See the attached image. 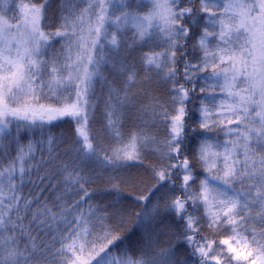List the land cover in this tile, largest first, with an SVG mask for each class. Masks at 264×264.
<instances>
[{"label": "snow or ice", "instance_id": "snow-or-ice-1", "mask_svg": "<svg viewBox=\"0 0 264 264\" xmlns=\"http://www.w3.org/2000/svg\"><path fill=\"white\" fill-rule=\"evenodd\" d=\"M13 11L0 0V264H239L234 241L264 264V0ZM146 161L150 183L113 174Z\"/></svg>", "mask_w": 264, "mask_h": 264}, {"label": "trees", "instance_id": "trees-1", "mask_svg": "<svg viewBox=\"0 0 264 264\" xmlns=\"http://www.w3.org/2000/svg\"><path fill=\"white\" fill-rule=\"evenodd\" d=\"M17 0H14V2L12 3V5L8 8L9 9V12H10V14H13L14 13V6H16L17 4H15V2H16ZM19 1V0H18ZM27 1V0H26ZM14 4V5H13ZM57 41H59L60 40V38H55ZM54 46H55V48L56 49H59L60 47L58 46V43H55L54 44ZM206 74V73H205ZM197 84H198V86H197V93L195 94V95H197V96H201V94L199 93V87H200V85H203L204 84V82H197ZM215 96H216V102L217 103H219V101H220V99H222L223 97H222V94H220L218 91L214 94ZM199 103H200V101L199 100H194L193 101V103L190 105V107L192 108V110H193V119H195V120H197L198 121V117H199V113H198V107H199ZM54 124H55V127H54V131L56 132V133H58V134H62V133H65V132H68L69 130H70V127H71V122L69 121V120H67V119H60V120H57V121H54ZM216 137V133H213V132H202V133H200L199 135H197L196 136V141H197V143L201 140V139H203V138H208L209 140H213L214 138ZM224 137H223V135L222 134H220V136H219V139H223ZM147 161L145 162V164L144 165H140V164H138V163H132V165L130 166V167H132V169L134 170L133 172H135L136 171V168L138 169V167H147ZM130 167H127V168H125V169H122V170H120L119 171V173H113L114 175H117V174H120V175H125V173H126V171L128 170V169H130ZM101 175H103V173H100ZM203 173H202V176H201V178H203ZM88 187V190L91 192L93 189H100V188H102L103 187V185H101V183H100V181L99 180H97L96 181V183H93V184H91V185H89V186H87ZM128 191L130 192L131 191V189L129 188L128 189ZM99 194V191H97V195ZM127 194V193H126ZM93 201L95 202V203H100V201L99 200H97L96 199V196L94 195L93 196ZM129 199L130 200H134V198L132 197V196H129ZM130 200H128L127 201V204L130 202ZM107 201H105V203H106ZM128 205H130V204H128ZM85 207H87V205H85ZM187 251H191V249H187Z\"/></svg>", "mask_w": 264, "mask_h": 264}, {"label": "rangeland", "instance_id": "rangeland-1", "mask_svg": "<svg viewBox=\"0 0 264 264\" xmlns=\"http://www.w3.org/2000/svg\"><path fill=\"white\" fill-rule=\"evenodd\" d=\"M14 2V0H6V6L9 8L12 3ZM24 2H27L26 0H24ZM19 1L17 0L15 2V4H18ZM14 5V4H13ZM15 7V6H14ZM9 16L13 15V14H10V12L8 13ZM63 43V41H60V43H58V46L60 47V44ZM206 74L205 73H200L196 78V83L197 82H204V76ZM208 83H212V81H209ZM198 86V84H197ZM201 86V85H200ZM134 170L132 169V167H130V169H128L125 173V175H130V176H133V177H136L137 180H143L146 184L147 183H150V172L146 171V167H138V169L136 168V171L133 172ZM130 200V199H128ZM130 204V210H131V207L134 206V200H130V202L128 203ZM221 239L225 238V237H220ZM239 240V238H237V241ZM233 246L237 248V250L239 252H242L243 255L240 257V260H239V264H250V261L255 258L257 260V264H261V261H260V258L259 257H256L255 256V253L253 255V257H248L247 260L244 259V257L247 256V253L249 251H252V248L251 247H245L244 243L243 242H233ZM182 254H183V251H182ZM195 261H196V257H190L188 259V264H195ZM233 264H237L236 261H233Z\"/></svg>", "mask_w": 264, "mask_h": 264}]
</instances>
